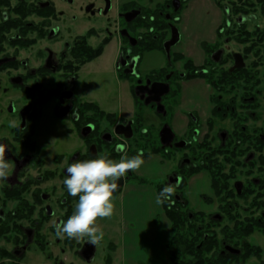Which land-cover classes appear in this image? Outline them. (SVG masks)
<instances>
[{
	"label": "flooded vegetation",
	"instance_id": "flooded-vegetation-1",
	"mask_svg": "<svg viewBox=\"0 0 264 264\" xmlns=\"http://www.w3.org/2000/svg\"><path fill=\"white\" fill-rule=\"evenodd\" d=\"M208 3L214 7L209 22H187L196 7ZM110 8V0H0V144L6 147V159L15 163L10 178L0 181V264H23L31 249L39 250L52 264H64L59 257L63 246L83 260L80 252L86 239L55 235L54 224L66 221L71 205L79 201L63 183L67 167L76 160L94 159L99 151L105 154L112 146L121 158L134 138V133L129 139L115 135L116 124L128 122L118 118L99 135L97 111L86 107L98 104L81 94L80 73L103 53L111 37L93 45L95 30L78 34L77 26L106 16ZM117 15L123 23L117 28L121 45L115 60L121 78L133 75L126 72L128 64L134 58L137 65L140 57L131 54L132 47L150 35L162 42V50H154L164 52L163 44L174 32L170 55L204 56L198 64L190 59L195 73L203 77L184 79L182 63L178 71L174 64L180 61L170 59L163 75L139 80L142 86L147 79L168 83L162 104L171 88L183 82L199 83L208 91L197 101L205 110L204 118L197 111H187L179 137L172 133L163 146L159 137L163 124L151 140L164 159L181 152L170 175L180 181V171L200 163L207 166L204 171L211 177L213 194L203 198L208 207L191 210L187 206L190 221L202 215L220 224V228H197L203 231L205 264H248L252 258L255 264H264V0H159L147 7L129 0L120 5ZM138 23L142 26L133 31L125 26ZM122 29L135 38V45L120 35ZM101 44L103 51L96 56ZM237 57L241 66L236 67ZM148 106L155 109L154 104ZM168 108L164 116L158 114L160 118L168 115ZM56 123L66 135L80 140L79 146L67 151L57 137ZM146 132L141 131L143 136ZM213 152L219 162L218 188L216 183L212 186ZM123 178L125 183L127 173ZM123 186L113 194L118 195ZM174 198L179 202L178 194Z\"/></svg>",
	"mask_w": 264,
	"mask_h": 264
},
{
	"label": "rangeland",
	"instance_id": "rangeland-1",
	"mask_svg": "<svg viewBox=\"0 0 264 264\" xmlns=\"http://www.w3.org/2000/svg\"><path fill=\"white\" fill-rule=\"evenodd\" d=\"M126 1L129 0H110L111 8L106 16H96L90 21H83L82 24L77 26L76 33L78 34H84L89 29L95 30L96 34L90 39V42L93 45L98 44L103 37H111L108 44L104 47L103 53L96 60L86 65L80 73V77L82 79L81 94L84 99L96 102L102 110L109 113H115L119 118L122 117L123 120L130 121L133 120L136 115H140L143 128L141 131L143 132L148 131L149 134L156 135L159 128L163 124H167L171 128L172 133L175 134L176 137H179V131L175 127L174 123L175 117L182 115V113H185L186 111H188L187 109L190 108L189 105L187 108H185L186 105H183V102L188 97L196 101H199V98L204 99V96L208 91L204 90L199 83L192 81H189V83L183 82V84H181L179 88V92L175 97L169 96L166 100L163 101V104L166 107H169L168 115L164 119L160 118L155 109L144 104L139 106L135 102L133 87L137 84V82L139 80H144L145 77L148 76L151 72L166 68L168 63L164 52L160 50L144 51L141 54L140 60L137 65V59H135L136 67H134L133 75L127 78L119 77L115 68V60L119 54V47L121 45L120 37L117 34V28L121 29L123 27V23L118 19L117 14L120 5ZM151 1L156 2L159 0H137V3L143 7H147L150 5ZM210 2L212 3L213 1ZM211 3H208L207 5L201 4L200 7H196L195 10L190 13L189 18L186 17L188 19L187 22H192L191 20L193 19H198L203 22H209L214 11V7L211 5ZM203 57L204 56H196L190 58L192 60L199 61L203 59ZM174 65L176 70L182 71L181 62H178ZM211 79L214 78L212 77L210 78V80ZM56 124L57 126H54H56L57 129V137H59L61 142L65 145V149L67 151L71 149L73 150L75 146H79L80 140L76 139L74 136L66 135L63 131V128L60 129L59 124ZM209 135L211 136L212 134L210 133ZM181 156V152H176L173 153L170 158L165 159V161L167 162L166 164H168L170 168L169 174H166L167 176L165 175L153 177L150 182H147V180L144 178V183L149 184L153 182L152 186L164 183L171 175V173L176 170ZM198 165L202 164L200 163ZM211 172L214 174V181L216 183L215 187L218 188L219 162L217 154L215 155V152H213ZM201 174V177L195 179L192 187H188L187 184L186 188L184 189L187 206L191 210L206 209L208 206L207 203L203 201V198L205 196L210 197L211 195H213L210 187V175L206 171H202ZM150 178L151 177H148V179ZM128 181L133 182V179L130 178ZM189 181L190 180H188V182ZM124 188L121 191L120 195L113 194L112 202L114 207L112 216L97 218L96 225L99 227V229L102 230L103 239L101 240L99 245L96 246L94 258L90 264H107L105 261L106 258L110 257L111 259H113L112 251L111 249H109V243L113 240L121 239L125 223V221L123 222V220H125L124 216L128 214V209L131 204V202L129 201L131 199V195L126 193ZM122 192H125V194L123 195V197H125L124 200L122 197ZM139 195L141 196H139L137 199H141L142 204L133 205L132 207L137 210L136 213L141 216V221L144 222L143 218H150V216L147 214L150 209L148 201L150 199L145 194ZM217 202L219 203V200ZM134 203H136V200ZM155 221H158V219L155 218ZM205 225L211 228H220L219 222H208V220L202 215L195 217L191 228H198ZM201 232L203 234V231ZM218 233L219 231L216 230L217 236ZM62 248L64 249V251L60 255L57 250H54V253H57V255H59L64 264H87L82 259H80L73 252V250H70L68 247L64 246ZM120 251L121 250H119L116 254V257H114L113 264H120ZM202 259L203 261L205 260L204 254L202 256ZM262 260H264V251ZM255 263L256 260L254 258H252L248 262V264ZM23 264H52V262L45 260L44 255L39 250L31 249L24 256ZM156 264L162 263L157 261Z\"/></svg>",
	"mask_w": 264,
	"mask_h": 264
},
{
	"label": "clouds",
	"instance_id": "clouds-1",
	"mask_svg": "<svg viewBox=\"0 0 264 264\" xmlns=\"http://www.w3.org/2000/svg\"><path fill=\"white\" fill-rule=\"evenodd\" d=\"M143 156L141 150L131 158L123 155L119 161L109 159L107 155H98L94 159L76 160L70 164L63 183L71 196H79V201L66 221L54 224L55 235L60 239H86L88 243L98 246L103 239V232L96 225L97 218L112 216V197L118 181L129 170L138 171L145 163ZM14 166L13 161L6 159L5 145L0 144V181L10 178ZM175 187L173 184L165 186L157 194L156 203H171Z\"/></svg>",
	"mask_w": 264,
	"mask_h": 264
},
{
	"label": "trees",
	"instance_id": "trees-1",
	"mask_svg": "<svg viewBox=\"0 0 264 264\" xmlns=\"http://www.w3.org/2000/svg\"><path fill=\"white\" fill-rule=\"evenodd\" d=\"M129 31H133L136 28L141 27L140 23L133 24V25H125ZM151 27L152 25H148ZM140 34H136V37ZM142 39V38H141ZM138 40L137 44L132 47V55L140 57L144 51H150L154 49L162 50L161 41H154L153 36H147L145 40ZM103 45L101 44L96 50V56L100 55L103 51ZM171 61L179 60L183 68L185 69V77L184 79H190L195 77H203L200 74L195 73V68L192 65V61L182 55L179 54H172L170 55ZM165 73V69H159L157 71L151 72L148 76L153 75H163ZM210 78L207 79L209 83ZM179 92L178 87H172L169 93L170 96H176ZM169 97V96H168ZM135 102L141 106L143 103L137 97L134 96ZM97 111V127H98V134L101 135L104 127L109 125H113L114 120L117 119V115L115 113H109L102 110L99 105L91 104L86 105ZM142 124H141V117L140 115H136L133 119L132 130L134 133L133 141H131V147L128 153L126 154L129 158L137 155L141 150L144 153L143 159L147 158L152 154H161L162 150L159 146H153L152 138L153 135L149 134L147 131L144 136L141 133ZM138 134V135H137ZM137 135V137H136ZM140 138V139H139ZM143 140V142L141 141ZM99 142L101 140L99 139ZM99 155H107L109 159H113L118 161L120 159V154L114 151V147L112 146L109 151L103 154L102 151H99ZM169 158V156H167ZM207 169L205 165H197L196 167L189 168L188 170L180 171V175L182 180L180 181L179 185L175 187V194H178L180 197L179 202H177L172 196V202L165 201L162 205L164 214L166 215L168 221L170 222L171 228V236L166 243V249L168 252L169 257V264H205L203 261V249L205 240L203 239V234L197 228H191L193 221H190L187 215L188 208H187V200L184 195V189L186 188L188 179L200 172ZM133 174L131 173L129 178H133ZM144 181V180H143ZM215 182H212V186H214ZM166 186L165 183L157 184L156 190L157 192H161V190ZM183 204V206H181ZM75 206L71 205L70 213L73 214ZM111 262V258H107V263Z\"/></svg>",
	"mask_w": 264,
	"mask_h": 264
},
{
	"label": "crops",
	"instance_id": "crops-1",
	"mask_svg": "<svg viewBox=\"0 0 264 264\" xmlns=\"http://www.w3.org/2000/svg\"><path fill=\"white\" fill-rule=\"evenodd\" d=\"M189 57L193 58L194 56ZM193 61L198 64L202 62V59ZM203 88L207 90L206 87ZM183 105H186L185 108L189 105L190 108L187 110L197 111L202 118L206 115L205 110L200 108L198 102L190 97L185 99ZM186 113L187 111L175 117L174 123L179 134H182L184 131ZM120 119H122V117H118V120ZM144 161L145 163L138 171L131 170L134 176L132 178L133 182H129L128 180L130 178H128L124 183L125 188L124 186L123 188L126 193L131 195V199L129 200L131 202L130 207L142 204V200L137 199L141 196L139 194H145L150 199L148 200L150 209L148 208L149 212L147 213L150 218L145 217L143 218L144 222L141 221V216L136 213L137 210L134 207H129L128 214L124 216L125 220H123V222L125 221V223L121 239H116L109 243V249H111L113 256L110 264L114 263V257H116L119 250H121L120 264H156L157 261L162 264H169L166 243L171 236L170 222L164 214L162 205L156 203V196L158 194L156 186H152L153 182L145 184L143 179L145 178L147 182H150L153 177L165 176L167 173L169 174L170 168L160 154H152L145 158ZM201 173L202 171L192 175L188 179L190 180L189 182L187 181L188 187H192L195 179L201 177ZM148 177L151 178L148 179ZM120 193L118 195H120ZM122 193L123 197L125 192ZM124 198L125 197H123V200ZM135 200L136 203H134ZM155 218H157L158 221H155Z\"/></svg>",
	"mask_w": 264,
	"mask_h": 264
},
{
	"label": "water",
	"instance_id": "water-1",
	"mask_svg": "<svg viewBox=\"0 0 264 264\" xmlns=\"http://www.w3.org/2000/svg\"><path fill=\"white\" fill-rule=\"evenodd\" d=\"M129 13L124 14L125 17H127ZM135 14H133L134 16ZM127 21L130 20V18H126ZM120 35L123 37H126L130 43V46L135 45L136 40L135 38L131 37L126 29H122L120 31ZM176 42L175 39V33L172 32V37L165 41L163 44L164 47V52L166 55L167 60H170V47L174 45ZM131 52V49H127V54L125 58L129 57V54ZM218 56L214 59L217 61ZM240 57L235 58V66H241L240 64ZM122 65H125L124 62ZM134 66H135V59L132 58L130 63L128 64V70L126 71L127 73L133 74L134 72ZM169 92V85L168 83H161V82H153L150 83V81L147 79L146 84L144 86L140 85V81H138L137 86L134 88V94L141 100L143 101L144 105H150L154 104L155 105V111L157 114L165 115L166 114V109L165 106L161 103V98L163 95H166ZM132 120L128 121L126 124H116L114 128V133L115 135H122L124 138L129 139L132 137L133 132H132ZM110 135V134H108ZM172 131L170 127L165 124L162 126V128L159 131V137L160 141L163 144V146H167L169 144V141L172 139ZM95 155V151H93L92 156ZM127 174H130V170L127 172ZM124 183V178H121L118 181V187L117 189L113 192L115 193L117 190H119ZM167 185L169 184H174L175 186H178L180 183V177L178 176H170L167 181ZM81 257L83 260L87 263H90L95 255V246L92 244L85 243L83 247L81 248L80 252Z\"/></svg>",
	"mask_w": 264,
	"mask_h": 264
}]
</instances>
